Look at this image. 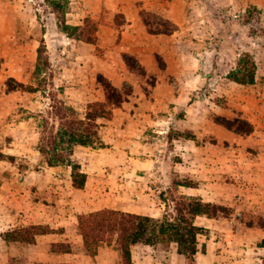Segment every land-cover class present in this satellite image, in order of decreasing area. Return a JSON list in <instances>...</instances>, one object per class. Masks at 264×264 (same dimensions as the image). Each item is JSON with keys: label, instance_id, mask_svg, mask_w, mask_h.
I'll return each instance as SVG.
<instances>
[{"label": "rangeland", "instance_id": "1", "mask_svg": "<svg viewBox=\"0 0 264 264\" xmlns=\"http://www.w3.org/2000/svg\"><path fill=\"white\" fill-rule=\"evenodd\" d=\"M57 2L0 0L8 6L7 18L20 14L23 34L31 31L36 40L39 89L21 111L0 106V264H29V253L38 260L30 264H57L43 255L46 247L65 249L70 242L82 249L79 226L66 230L59 222L87 199L93 203L81 214L111 206L160 219L174 217L181 200L198 199L209 204V215L194 218L203 227L194 264H262L264 0ZM144 22L172 36L149 41ZM149 45L156 51H147ZM93 55L99 61L95 66ZM245 59L255 64L252 84L230 77ZM102 68L117 74L126 101L104 108L106 127L89 144L99 150H82L79 166L106 165L111 172L96 174L74 197L67 164L74 145L59 135V122L81 118L90 103L103 101L105 88L97 80ZM63 106L72 110L70 115ZM244 122L251 124L250 132L244 131ZM79 128L75 120L64 130ZM48 136L65 140L55 151L62 160L51 169ZM39 146L43 152L35 153ZM32 225H37L29 229L33 242L4 240L5 234L17 236L11 230ZM32 244L38 247L31 253ZM173 244L154 241L146 263L173 264ZM106 246L102 252L113 255L114 264H123L113 231L95 247ZM201 251L206 255L201 257ZM178 264L192 263L186 259Z\"/></svg>", "mask_w": 264, "mask_h": 264}, {"label": "trees", "instance_id": "2", "mask_svg": "<svg viewBox=\"0 0 264 264\" xmlns=\"http://www.w3.org/2000/svg\"><path fill=\"white\" fill-rule=\"evenodd\" d=\"M54 5H57V0H52ZM147 31L151 33H165L160 29L150 28V26L144 22ZM66 28L77 29L78 31L82 28L79 26H66ZM81 36V35H80ZM75 39H79L78 36H73ZM246 58H249L245 54ZM242 63V62H241ZM250 63V65H249ZM245 64L238 73H231V79L239 84H252L255 76V64L253 61L245 59ZM249 65V66H248ZM97 80L104 85V100L98 102H92L88 105V109L84 114L83 118H73L71 122L66 118H60L59 124L63 126L60 128V136H67L68 142L73 145H89L96 137L98 132V124L96 119L103 117L107 106L119 107L123 102L122 92L116 86H114L107 78L103 75H99ZM104 81V82H103ZM10 83L14 84L13 86ZM7 90H13L17 87H21L26 90H30V86H24L11 78L5 81ZM95 107V108H94ZM94 108L92 111L91 109ZM63 113L70 115L72 111L70 108L61 107ZM68 117V116H67ZM77 121V125L80 127L77 132L72 130L65 131L72 121ZM248 128L245 132L252 130L251 124L244 122ZM56 140L53 136L45 138L47 149H51L52 154L47 158V165L54 166L55 163L62 160V156L55 153L58 142L64 143V138ZM43 139V138H41ZM38 151L43 152V148L39 146ZM72 151L68 153L67 164L71 167V186L75 188H81L85 182V174L80 171V166L70 156ZM208 203H202L198 199L183 201L178 203L176 207V215L174 217H163L154 218L148 215H140L136 213H128L113 209H102L91 212L90 214H80L78 218L79 231L83 239V246L90 252L96 251V242L100 240V237L106 233L114 232L119 239L121 245V253L123 264H132L130 256V245L141 242L144 244H152L156 240L168 242H175L177 252L185 256L189 263H193L195 253L197 252V235L201 233L203 227H200L194 223V218L197 215L208 214L207 206ZM37 227L32 225L29 227H20L11 230L10 232L16 233L17 236L12 238L8 235H4L6 241H17V242H33L32 236L29 229ZM264 227V225H261ZM31 235V234H30ZM259 246L264 248V239L261 240ZM61 249V248H58ZM66 249V248H65ZM64 250V249H61ZM262 264H264V256L262 257Z\"/></svg>", "mask_w": 264, "mask_h": 264}, {"label": "crops", "instance_id": "3", "mask_svg": "<svg viewBox=\"0 0 264 264\" xmlns=\"http://www.w3.org/2000/svg\"><path fill=\"white\" fill-rule=\"evenodd\" d=\"M7 7L5 5L0 4V84L2 89H0V102H3V105L0 104V106H6L9 105L10 107H13V109L17 108L18 111L22 110V107L26 105L27 100L30 98L31 95H35L39 89L36 85V75L38 71V51H37V45L36 40L34 37H31V31L28 35H24L22 32V23H21V16L20 14H13L12 18L11 16L7 18ZM131 25V24H130ZM11 26L13 28H11ZM135 27V25H133ZM145 27V25L143 26ZM126 31L130 30L129 28H125ZM146 29V28H145ZM25 31V30H24ZM145 32L148 34V39L151 42L161 41L164 40L165 37H171L172 33L167 35L165 33H151L145 30ZM133 34L135 32H132ZM35 36V34H33ZM81 41V40H79ZM161 43V42H160ZM83 44H87L90 46H95L94 43L90 41L83 42ZM138 49H141L138 47ZM146 49V48H145ZM85 52V49L82 46H79V51ZM147 51L152 52L156 51L152 46L149 45ZM156 52H153L152 55H156ZM97 56L93 55L91 58V61L93 62V65L95 66L96 63L99 61L96 60ZM152 62V60H151ZM152 66V64H151ZM99 68V67H98ZM106 68V67H105ZM152 68V67H151ZM99 75H103L105 78H107L114 86L119 87V85L122 83L120 82L116 76L117 74H111L110 72L106 71L105 69H99ZM123 76V75H122ZM120 77V76H119ZM11 78L19 83H22L24 86L29 85L31 88L30 90L23 89L21 87H17L13 90H7L5 81ZM116 78V80H115ZM125 79V76L123 77ZM118 85V86H117ZM104 100V98L102 99ZM126 100H123L122 103H124ZM9 107V108H10ZM84 115L81 117L83 118ZM104 117H99L96 119V123L98 124V132L100 131V128L106 127L102 124H105V122L102 120ZM109 121V120H107ZM110 122V121H109ZM110 133V132H109ZM85 150V152L88 151L89 154H91V151H97L99 150L96 147H93L91 145H80L76 144L73 147V151L71 154V159L75 160L76 163L81 165V160L79 159V153ZM39 153L38 149L36 148L35 153ZM94 155V153H93ZM48 168H53V166H47ZM110 167L103 165H91L84 168L83 166H80V171L85 174V182L81 188H75L71 187L73 189V195L74 197L79 193L83 192L85 188H87L88 184H91L93 181L97 179L96 174H99L101 171L103 173H109ZM92 181V182H91ZM74 197L73 200L74 201ZM88 203H93V200H86ZM86 203L81 204L80 208H75L74 211L68 215H65L61 218V221L59 224L66 228V230H71L73 227V230H77L78 225V218L81 213H86L87 209L90 207V205ZM77 206L75 203H71V206ZM99 209H114L107 206H103ZM98 210V209H95ZM134 213V212H132ZM202 218L201 215H197L196 218ZM57 222V221H55ZM71 224L69 227L66 226L64 223ZM44 222L36 221L33 224H41ZM50 223V222H45ZM62 230V228H61ZM71 240H67L69 242ZM79 241L83 243L82 237L79 238ZM73 244L69 242V248L67 247L64 250L61 249H55L56 246L54 245L53 248L46 247L42 253L43 255L49 256L50 259H55L57 261V264H114L113 259L114 256L111 255L109 252H102L103 250H108V246H106L103 249L96 250L94 252H90L83 245H81L82 249L77 250L72 246ZM176 245V244H175ZM150 244H144L141 242L134 243L130 245V256H131V262L132 264H147L149 263V257L150 254L148 252ZM38 245L32 244L29 246V250L32 253V250H37ZM198 249V248H197ZM35 252V251H34ZM201 257L206 255L204 251H201ZM170 258L173 259V264H178L180 261L184 260L186 263V258L177 252V247L174 246L169 251ZM32 254L29 253L28 256V262L32 261H38L35 257L32 258ZM109 255V256H108ZM135 256H139L140 258L136 261H134ZM105 257V260L102 258ZM182 257V258H181ZM169 258V259H170ZM199 258L198 256V250L195 253L194 260L197 261ZM147 262V263H146ZM195 262L193 261L192 264ZM33 264V262H32ZM35 264V262H34ZM160 264V263H159Z\"/></svg>", "mask_w": 264, "mask_h": 264}]
</instances>
